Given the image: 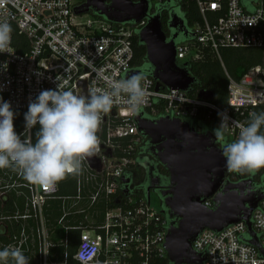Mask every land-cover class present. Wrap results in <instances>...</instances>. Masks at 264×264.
I'll use <instances>...</instances> for the list:
<instances>
[{
	"label": "built area",
	"instance_id": "built-area-1",
	"mask_svg": "<svg viewBox=\"0 0 264 264\" xmlns=\"http://www.w3.org/2000/svg\"><path fill=\"white\" fill-rule=\"evenodd\" d=\"M82 1L0 0V264H171L164 246L166 218L120 181L135 166L141 144L134 116L145 112L150 119L190 123L201 112L229 142L219 146L228 149L224 178H229L240 159L264 157V58L236 79L224 71V104L186 90L154 88L151 76L124 77L133 70L132 34L145 19L114 22L92 11L76 13ZM147 2L148 14L170 2L191 13V5L195 17L174 40L177 67L205 53L220 60V48L264 52V0ZM77 79H85L87 93L99 101L92 108L96 119L70 113L72 103L55 134L66 143L93 127L98 169L87 165L76 146L69 147L74 151L69 162L31 145L32 126L60 109L64 99L73 101ZM9 110L23 111L18 130ZM69 174L73 191L58 194ZM202 203L211 205L209 198ZM54 210L59 215L50 217ZM249 221L253 236L243 220L218 231L203 228L191 243L203 256L199 264H264V194Z\"/></svg>",
	"mask_w": 264,
	"mask_h": 264
},
{
	"label": "water",
	"instance_id": "water-1",
	"mask_svg": "<svg viewBox=\"0 0 264 264\" xmlns=\"http://www.w3.org/2000/svg\"><path fill=\"white\" fill-rule=\"evenodd\" d=\"M76 13L92 11L114 22L144 23L136 31V37L144 49L154 88L186 90L192 77L183 67L174 62V38L166 39L158 13L148 14L147 0H83L74 7ZM168 25L186 34L181 20L172 14ZM129 71L124 77L136 75ZM197 97L212 98V91L199 89ZM99 103L87 93L85 79H77L73 108L70 113L79 112L84 117L96 119L92 108ZM136 128L145 136L150 152L167 172V185L161 192L162 207L159 213L166 216L167 228L164 246L167 260L171 264H199L203 256L195 253L191 243L203 229L215 231L230 223L243 220L246 233L253 236L250 227V213L262 198V193L254 189L249 178L235 182L224 178L228 162V149L216 144V137L209 131H196L187 121L168 116L146 118L138 113L134 116ZM66 130L72 128L66 124ZM93 127H87L78 137L66 141V146H76L90 168H99V158L93 152ZM120 181L128 182L122 176ZM157 184V177L148 178L147 187ZM126 190V189H124ZM209 198L211 205L202 201ZM145 200L149 203L148 195ZM255 243V238L249 239ZM262 252V251H261Z\"/></svg>",
	"mask_w": 264,
	"mask_h": 264
},
{
	"label": "trees",
	"instance_id": "trees-1",
	"mask_svg": "<svg viewBox=\"0 0 264 264\" xmlns=\"http://www.w3.org/2000/svg\"><path fill=\"white\" fill-rule=\"evenodd\" d=\"M191 13L187 10H183L184 18L186 22L191 21L195 14L190 7ZM160 16L161 27L163 30V24H165V20L167 19L164 15ZM132 48H133V57H132V65L133 70H137L138 74L141 75H150L151 68L144 58V49L142 44H140L137 40L135 30L132 34ZM213 55L210 53H205L204 56L197 61L189 62L185 69L187 73L192 77V82L190 86L186 89L189 95H194L199 89H206L212 91L211 101L224 104L225 103V90L227 78L222 71V68L218 61L212 57ZM262 60L254 59L252 53H239L233 60L231 67L229 68V73H227L230 77L236 79L238 78L248 67L260 63ZM225 63V62H224ZM68 101L69 106L72 105L73 101L70 97L64 99L60 106V109L52 110L47 112L45 115L39 118V120L32 126L31 128V145L34 150L49 156L54 160L65 159L69 162L73 161L74 151L65 146V137L62 135L55 134L56 131L60 130L63 126V121L66 117L65 113V101ZM8 114L13 119V127L18 130L22 124L24 123L23 111L22 110H9ZM144 117H149L145 112H142ZM193 126L194 129L199 127L198 131H211L216 137V144L218 146H228L229 142L227 141L226 136L216 127L214 121L206 120V116H202L201 112H199L196 119H193L189 123ZM46 133H50L49 139L45 141L43 138ZM141 136V144L138 148V151L135 154V164L143 163L146 160L148 155H151L148 149V145L145 136L140 134ZM145 142V143H144ZM153 162L150 160V164ZM152 171L157 177V181L159 185H163L167 182V178L165 173H162L158 167H155L154 163L152 164ZM254 167L257 171H262L264 174V157L261 156H249L244 157L239 160L237 165L235 166L232 174L227 180L238 181L241 179L249 178L251 181V185L254 180L252 175V171ZM259 192L264 194V188L259 189L258 187H254ZM73 191V176L68 175L62 182L59 183L58 194H67ZM135 192L137 194H141L140 189H136ZM55 203V201H52ZM156 208V207H155ZM158 211L159 209L156 208ZM59 215V212L54 210L50 217H56ZM163 215V214H162ZM166 218L165 215H163ZM167 220V218H166ZM168 222V220H167ZM76 241V232L71 231L69 236V243L74 245Z\"/></svg>",
	"mask_w": 264,
	"mask_h": 264
},
{
	"label": "flooded vegetation",
	"instance_id": "flooded-vegetation-1",
	"mask_svg": "<svg viewBox=\"0 0 264 264\" xmlns=\"http://www.w3.org/2000/svg\"><path fill=\"white\" fill-rule=\"evenodd\" d=\"M158 14L166 16V22L163 24V32L165 33L166 38H170L172 34L176 33L175 38L178 36L182 37V32L178 31L176 27H170L168 25L169 17L172 14H175L180 20H181V25L182 28L186 30V20L184 18V13L182 10L173 2H170L168 4H163L157 9ZM174 38V40H175ZM145 143V142H144ZM148 146L149 149V144L145 143ZM150 152V149H149ZM151 155H148L146 160L143 161V163H137L135 166L130 170L128 174V182L126 183L128 188L131 189L133 192L138 188L141 191V194L145 197V194L148 195V200L150 203L151 197L154 198L155 203L157 205V208L160 209L162 207V195L161 192L165 190L167 182L163 185H159L158 181L157 184H154L153 186L147 187L148 184V178L151 175H155L152 171L153 163L155 167H158L159 170H161L162 173H165L166 178H167V172L166 169L164 168L163 165H161L157 159L154 157V155L150 152ZM150 160L153 162L150 164ZM253 177V184L252 187H258L259 189L264 188V174L262 171H257L254 167V170L252 171ZM136 193V192H135Z\"/></svg>",
	"mask_w": 264,
	"mask_h": 264
},
{
	"label": "rangeland",
	"instance_id": "rangeland-1",
	"mask_svg": "<svg viewBox=\"0 0 264 264\" xmlns=\"http://www.w3.org/2000/svg\"><path fill=\"white\" fill-rule=\"evenodd\" d=\"M73 2H76L78 0H72ZM88 15L91 14V12H87ZM181 38V36H178L177 38H175V41L179 40ZM219 56H220V60L218 58H216L215 56H212L213 58H215L218 63L220 64L222 71H226L227 73H229V68L231 67L234 58L239 54V53H252L253 54V58L254 59H260L262 60L264 58V52L263 49L260 48H220L218 50ZM225 62V63H224ZM69 108V103L66 100L65 101V113L67 115V111ZM67 118L70 121H73L72 117H68ZM62 130V128H61ZM50 133H46L44 136V140L47 141L49 139ZM255 157V156H253ZM150 205L154 206L157 208V205L155 203V200L153 197H151L150 200Z\"/></svg>",
	"mask_w": 264,
	"mask_h": 264
},
{
	"label": "crops",
	"instance_id": "crops-1",
	"mask_svg": "<svg viewBox=\"0 0 264 264\" xmlns=\"http://www.w3.org/2000/svg\"><path fill=\"white\" fill-rule=\"evenodd\" d=\"M16 200H17V203L20 204V200H21V199H20V198H17Z\"/></svg>",
	"mask_w": 264,
	"mask_h": 264
}]
</instances>
